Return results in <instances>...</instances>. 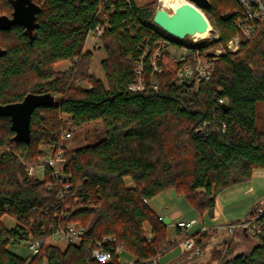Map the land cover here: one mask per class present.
Masks as SVG:
<instances>
[{"label":"trees","instance_id":"obj_1","mask_svg":"<svg viewBox=\"0 0 264 264\" xmlns=\"http://www.w3.org/2000/svg\"><path fill=\"white\" fill-rule=\"evenodd\" d=\"M33 1L39 12L32 37L19 25L0 31V104L19 102L28 93L60 97L33 112L29 143L14 141L10 117H0V264H126L124 251L131 264L159 261L179 245L181 232L177 229L179 237L171 240L145 199L173 189L198 212L214 217L222 191L264 169V26L243 39L238 51L221 55L210 80L180 83L176 69L152 75L146 63V88L133 91L134 68L148 43L160 36L187 43L153 23L155 0L148 5L116 0L113 9L103 0L105 81L90 73L93 52L85 49L89 31L103 22L102 0ZM210 1L204 12L219 36L208 47L226 46L238 33L232 14L238 5ZM12 10L11 0H0V15L11 16ZM60 62L72 64L57 71ZM71 78L87 84L77 86ZM98 121L102 129L95 142L66 148L74 155L65 165L67 181L26 173V163L41 158L43 142L58 145L68 124ZM5 215L14 221L11 227ZM70 223L85 227L79 243L50 241ZM108 235L116 237L114 244H103L111 260L100 263L93 251ZM208 235L197 243L204 246ZM252 237L253 248L234 255L232 240L224 241L227 257L220 264H264V225ZM34 240L39 247L32 256L9 249Z\"/></svg>","mask_w":264,"mask_h":264},{"label":"built area","instance_id":"obj_2","mask_svg":"<svg viewBox=\"0 0 264 264\" xmlns=\"http://www.w3.org/2000/svg\"><path fill=\"white\" fill-rule=\"evenodd\" d=\"M110 1V6L113 9L116 0ZM129 1L130 0H128V2ZM184 1L198 7L190 0ZM235 1L238 7L232 11V14L234 15V23L238 33L226 43V46H217L215 48L208 47V45L213 43L219 36L218 32L211 26L205 36H188L187 43L183 44L175 43L167 37L160 36V38H157L154 42L148 43L138 59L137 65L134 68L136 79L129 85V88L133 91H142L146 88V63H148L152 75L154 73H162L164 70L176 69L178 81L180 83H199L204 80H210L215 69V63L219 57L227 51H238L243 39H251L264 26V0ZM104 3L105 1L102 0V5L100 6L103 22H99L89 31L87 39L91 37L92 39L99 40L108 27L107 16L103 15L105 9ZM155 4V10L161 5L171 10H174L178 6L172 7L171 0H155ZM200 10L204 12V9ZM70 83L83 86L84 80L81 78H71ZM151 86L154 89L158 88L159 84L156 79L153 78L151 80ZM71 135L70 131H65L62 138L67 139L71 137ZM66 148L64 143L57 145L43 142L40 147V151L42 152L41 158L37 163H26V173L29 176L38 177L40 179H44L47 173L59 181H67L68 175L65 171V165L74 155L72 152L67 154ZM67 185L68 184H66V186ZM145 201L149 203L147 199H145ZM159 219L163 220V217L159 216ZM196 223V219L190 221L181 220L175 225L176 229L181 232L178 244L182 246L185 251H190L189 257H194L204 251L205 247L197 243V239L206 234L225 233L224 238L221 240L223 243L224 241H231L240 231L248 235L259 233L264 225V205L261 203L257 204L243 220L229 222L227 224H215L212 226L203 225L195 232L196 234L190 235L188 232ZM84 234L85 227L82 224L70 223L66 228L56 231L51 239L57 237L59 239H65L67 243L75 244L82 240ZM115 242L116 237L112 235L103 237L102 242L99 243V248L93 251V258L100 263L109 262L111 260V253L103 248V244H114ZM38 247V241L34 240L31 242V248L34 253H37ZM116 250L122 251L123 248L118 247ZM125 263L131 264L132 261ZM144 263L159 264L158 258H153Z\"/></svg>","mask_w":264,"mask_h":264},{"label":"rangeland","instance_id":"obj_3","mask_svg":"<svg viewBox=\"0 0 264 264\" xmlns=\"http://www.w3.org/2000/svg\"><path fill=\"white\" fill-rule=\"evenodd\" d=\"M150 1L151 0H135V2H137L139 5H146V4L148 5ZM209 23L210 26L213 27L210 21ZM188 38L189 37H186V39ZM180 40H184V39H180ZM85 49L91 50L93 52V57L89 68L90 73L94 74L96 77L105 81V73L102 68L101 62L104 58H106L107 54L105 48L100 44V39L97 40L88 37L86 41ZM71 64H72L71 62H60L56 64L54 68L57 71L67 70L71 66ZM86 84L87 83L84 80L83 85ZM53 95L56 97L57 100L60 97V94H53ZM260 110L264 114V104L260 106ZM101 129H102V123L99 121L88 123L83 126H74L68 124L66 131H70L72 135L67 139L62 138V140L69 150H73L82 145L95 142L97 134L101 131ZM126 180L128 185H132V181L130 178H127ZM159 195H161L165 199L164 203L160 207V211L164 216L166 215V213H169L171 215V216L166 215L164 221V223L167 225L168 234L170 235L171 240H175L176 237H179L177 233V229L175 227L179 218H183L186 221H190L192 217H195V219L198 220V222L188 232L190 235H192L197 231L199 227L203 225L212 226L215 224H227L229 222L243 220L244 218L247 217V215L250 214L247 213V211L249 210L246 211L241 210L238 213L234 214V216L237 215L240 216L238 218L233 217V218H229V220H225L226 216L224 213L221 214L222 215L221 217L214 218L208 212H204L203 214L198 212L183 194H178L173 189L166 190L158 194L156 198H159L160 197ZM220 199L221 196L218 197L216 210H218L219 208L221 209ZM172 204L175 205L173 206L176 209L175 213L170 212L172 208H168V209L166 208V205L170 207L172 206ZM171 217H173L174 220L170 219ZM3 221L8 227H11L14 224V221L8 215H5L3 217ZM224 236L225 233L222 234L217 233L205 237L204 246L206 248L201 254L195 255L194 257H189L190 251L186 250L183 252L182 246L179 245L175 247L167 255L162 257L158 262L159 264H220L222 259L221 257H225L227 251V248L225 249V246L221 241L224 238ZM50 241L55 244H59L61 246H65L67 244L65 239L63 240L57 237L50 239ZM231 242L232 243L230 245V249L232 255L240 252H249L256 244V241L252 237V235L246 236L242 231H240L235 236V238L232 239ZM9 249L21 255L22 257H28L34 254V251L31 248V242L25 241L21 244H12L9 246ZM131 259L132 256L128 252L124 251L121 253V261H123L124 263L131 261ZM42 264H48V263L47 261H44Z\"/></svg>","mask_w":264,"mask_h":264},{"label":"water","instance_id":"obj_4","mask_svg":"<svg viewBox=\"0 0 264 264\" xmlns=\"http://www.w3.org/2000/svg\"><path fill=\"white\" fill-rule=\"evenodd\" d=\"M200 9H208L210 0H190ZM12 14L0 15V31L8 30L15 25L23 26L25 32L32 37L37 28L39 6L33 0H11ZM195 5L185 2L171 10L163 5L156 8L153 22L168 34L185 39L196 32H205L210 29L206 14ZM4 50L0 47V57ZM56 97L52 93H28L19 102L0 104V117L9 116L11 129L15 132L14 141H31V117L33 112L42 106H52Z\"/></svg>","mask_w":264,"mask_h":264},{"label":"crops","instance_id":"obj_5","mask_svg":"<svg viewBox=\"0 0 264 264\" xmlns=\"http://www.w3.org/2000/svg\"><path fill=\"white\" fill-rule=\"evenodd\" d=\"M161 195H159L160 196L159 198H156L157 197L156 196L152 200H150L149 205L153 209V211L158 216H162L163 221H165V216L166 215L169 216L170 214L166 213V215L164 216L162 212L160 211V207L165 201V199ZM219 196H221V199H220L221 209L219 208L218 210H216L214 218L221 217L222 213H224L226 216L225 220H229V218H233V217L238 218L240 216L238 215L234 216V214L238 213L239 211L249 210L247 211V213H250L251 210L257 204L261 203L262 205H264V169L254 170L251 180L247 182L235 184L225 189L224 191H222ZM173 206L175 205L172 204V206L170 207L166 205V208L167 209L172 208V210L170 209L171 210L170 212L175 213L176 209ZM170 219L174 220L173 217H171ZM192 219H195V217H192ZM181 220H185V219L183 218L178 219V221H181ZM244 235L247 236L248 234H244ZM183 252H184V249H183Z\"/></svg>","mask_w":264,"mask_h":264},{"label":"bare ground","instance_id":"obj_6","mask_svg":"<svg viewBox=\"0 0 264 264\" xmlns=\"http://www.w3.org/2000/svg\"><path fill=\"white\" fill-rule=\"evenodd\" d=\"M182 3H185V1L184 0H171V6L172 7H176L177 5H180ZM206 33H207V31H205V32H196L194 34V36L203 37V36L206 35Z\"/></svg>","mask_w":264,"mask_h":264}]
</instances>
